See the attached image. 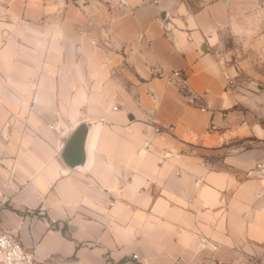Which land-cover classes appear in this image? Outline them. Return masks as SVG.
<instances>
[{
	"label": "crops",
	"instance_id": "0c3cea01",
	"mask_svg": "<svg viewBox=\"0 0 264 264\" xmlns=\"http://www.w3.org/2000/svg\"><path fill=\"white\" fill-rule=\"evenodd\" d=\"M231 5L69 0L55 24L59 0H0V227L45 264L258 254L264 92L223 59ZM82 122L72 168L62 151Z\"/></svg>",
	"mask_w": 264,
	"mask_h": 264
},
{
	"label": "rangeland",
	"instance_id": "374dc122",
	"mask_svg": "<svg viewBox=\"0 0 264 264\" xmlns=\"http://www.w3.org/2000/svg\"><path fill=\"white\" fill-rule=\"evenodd\" d=\"M185 1L196 10L211 0ZM231 9L232 25L220 42L223 59L237 84L264 92V0H232ZM259 120L264 125V113ZM246 264H264V248Z\"/></svg>",
	"mask_w": 264,
	"mask_h": 264
},
{
	"label": "built area",
	"instance_id": "2783aa9c",
	"mask_svg": "<svg viewBox=\"0 0 264 264\" xmlns=\"http://www.w3.org/2000/svg\"><path fill=\"white\" fill-rule=\"evenodd\" d=\"M68 1L59 0L58 10L55 14V24L61 19ZM73 1L75 2L76 0ZM180 75L181 72L176 71L172 77L175 79L180 77ZM0 193L2 192L0 191ZM3 201L0 204H3ZM134 257L137 258L138 255L134 254ZM0 264H45V261L37 259L34 252L24 246L16 232L0 227Z\"/></svg>",
	"mask_w": 264,
	"mask_h": 264
},
{
	"label": "water",
	"instance_id": "95a60500",
	"mask_svg": "<svg viewBox=\"0 0 264 264\" xmlns=\"http://www.w3.org/2000/svg\"><path fill=\"white\" fill-rule=\"evenodd\" d=\"M89 131L90 125L88 122L79 124L62 151L64 161L72 168H77L86 162V140L88 139ZM263 171L256 172L261 173Z\"/></svg>",
	"mask_w": 264,
	"mask_h": 264
}]
</instances>
